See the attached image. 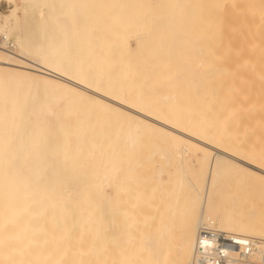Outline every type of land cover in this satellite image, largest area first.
<instances>
[{"label": "bare ground", "instance_id": "6f19581e", "mask_svg": "<svg viewBox=\"0 0 264 264\" xmlns=\"http://www.w3.org/2000/svg\"><path fill=\"white\" fill-rule=\"evenodd\" d=\"M7 2L0 264H192L206 220L264 251V0Z\"/></svg>", "mask_w": 264, "mask_h": 264}, {"label": "built area", "instance_id": "2783aa9c", "mask_svg": "<svg viewBox=\"0 0 264 264\" xmlns=\"http://www.w3.org/2000/svg\"><path fill=\"white\" fill-rule=\"evenodd\" d=\"M0 41L14 50L5 35L0 34ZM192 264H264V251L257 238L222 230L216 221L206 220L199 229Z\"/></svg>", "mask_w": 264, "mask_h": 264}, {"label": "rangeland", "instance_id": "374dc122", "mask_svg": "<svg viewBox=\"0 0 264 264\" xmlns=\"http://www.w3.org/2000/svg\"><path fill=\"white\" fill-rule=\"evenodd\" d=\"M9 10V3L7 0L0 1V14H4Z\"/></svg>", "mask_w": 264, "mask_h": 264}]
</instances>
